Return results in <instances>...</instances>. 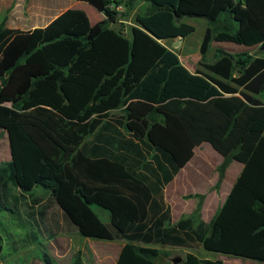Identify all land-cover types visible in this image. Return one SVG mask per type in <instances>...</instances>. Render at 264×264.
Here are the masks:
<instances>
[{
  "label": "trees",
  "instance_id": "trees-1",
  "mask_svg": "<svg viewBox=\"0 0 264 264\" xmlns=\"http://www.w3.org/2000/svg\"><path fill=\"white\" fill-rule=\"evenodd\" d=\"M69 1L105 18L92 25L68 9L45 27H0V55L21 40L0 83L11 152L0 165V212L41 231L57 205L67 231L125 241L116 264H172L159 263L157 246L210 255L189 252L176 264H224L221 256L264 263V0L212 1L200 47L206 71L195 73L143 28H114L119 0ZM144 1L149 17L176 14L182 2ZM214 43L258 52L217 48L209 63ZM204 143L224 158L220 181L232 161L244 169L209 223L201 204L173 223L164 190ZM3 251L0 234V264Z\"/></svg>",
  "mask_w": 264,
  "mask_h": 264
},
{
  "label": "crops",
  "instance_id": "crops-1",
  "mask_svg": "<svg viewBox=\"0 0 264 264\" xmlns=\"http://www.w3.org/2000/svg\"><path fill=\"white\" fill-rule=\"evenodd\" d=\"M67 1L69 0H35L32 3H36V7L31 5L27 9H23L21 11H16L14 9L11 14L8 13L7 8L0 9V27L4 26L7 28L20 29L24 31L45 27L52 20L57 18L68 9H78L84 11L88 15L90 22L92 15V19L95 24L105 18L103 14L98 12L93 6L86 2L75 1L77 4L68 5ZM212 1L213 0H182L176 14L160 12L148 18L149 16H145L144 13L140 12V8H143L146 5V2L141 0L138 1L135 8L130 11L125 23L130 26H138L143 28L155 39L171 50L179 46V49L176 51V53L179 55L181 62L191 73H195L196 68L190 61V49L191 47H197L200 51L204 33L207 28V21L205 17L210 11ZM124 7L120 6V8L123 10L130 7L128 1L125 2ZM20 18L21 20L24 19V21H21ZM194 19L203 21V25L199 26L198 24L194 23ZM17 20L18 22L20 21L19 23L21 25L26 22V24H28V28H25L23 25H16L18 23ZM91 24L94 25L92 22ZM216 45L225 49L228 48L227 46H236L230 43H214L213 47L216 48ZM184 54L185 57L188 58H185L186 62L183 61ZM197 59L200 62L201 55ZM3 74L4 73L1 75ZM0 131L3 132L1 129ZM223 162V157L221 160L214 158L212 160L205 161L199 158L196 159L194 155L185 166L181 167L180 172L174 177V179L166 186L164 190L165 201L171 208L173 223H177L181 219L190 217L196 211L199 204H201V210L199 212L200 218L206 223L211 221L209 219L210 211L207 212V210H209V196L216 197L218 195V197H220L219 201L222 199L216 209L217 211L229 196L231 190L233 189L244 169V165L242 163L232 161L225 170L223 179L220 181L219 168ZM213 168L218 170V178L215 185L210 186V182L212 180L211 171ZM207 215L209 216L208 218ZM125 243H123V245ZM174 248H176L177 251L178 249H184L186 254L192 252V249L180 247ZM183 258L178 257L175 259V263L171 259H168L165 262L176 264L180 263ZM220 258L223 260L224 264H264L228 256H221ZM117 259L118 256L110 259L108 256L88 255L84 256V264H86V262H94V264H116Z\"/></svg>",
  "mask_w": 264,
  "mask_h": 264
},
{
  "label": "rangeland",
  "instance_id": "rangeland-1",
  "mask_svg": "<svg viewBox=\"0 0 264 264\" xmlns=\"http://www.w3.org/2000/svg\"><path fill=\"white\" fill-rule=\"evenodd\" d=\"M34 1L35 0H0V9L7 8L8 13L11 14L14 9L16 11H21L23 9H27L31 5L36 7L37 4L32 3ZM119 1L121 2L120 5L123 7L125 5V2L127 1L131 5L129 8H126L124 10L121 9L120 6L116 8L117 11L121 13V17H119L117 22H114L112 26L118 30L128 33L131 26L125 23L126 18H128L125 17V15L126 13H130L132 5L136 6V3L141 0ZM67 3L68 5L77 4L73 1H67ZM148 7L149 4L146 3L143 8H140V12L144 13L145 15ZM21 21H24V19H22ZM91 22L95 24L92 19V15ZM193 22L198 24L199 26L203 25V21L199 19H194ZM18 23L16 25H23L25 26V28H28V24H26V22L22 25ZM20 41L21 40L16 37V39L12 41V43L7 47L4 53L0 55V83L1 74L5 73V70L11 64H13L14 61H16V57L18 56V47L21 43ZM215 47L216 48L212 47L210 53L207 56V62L209 63L214 61L215 51L220 46L216 45ZM227 47V49L221 47L220 48L233 55H237L240 53H249L250 55H256L258 52L257 48L246 49L237 46ZM189 55L190 61L196 68V71H206V69L202 68L199 65V61L197 58L200 57V51L197 47H191ZM185 58L186 57L184 54V62H186V59H188ZM139 114L136 113L135 115L137 116ZM195 149L193 150V155H195L196 159L199 158L205 161L212 160L214 158H218L220 160L222 159V156L215 152V150H213V148L208 143H204L203 145ZM10 158V145L8 136L6 133L0 131V165L10 160ZM217 174L218 170L216 168H213V170L211 171L212 180L210 182V186L215 185L218 178ZM35 193L36 195L40 196L43 192L41 189H36ZM13 194L17 195V192L14 190ZM216 197L209 196L208 199L209 210H207V212L210 211V217L207 215V218L209 217L210 220L216 212L218 205L222 201V199L219 201L220 197H218V195ZM24 211L25 210L23 208V214L21 216L26 220ZM51 212L54 215V218L52 219L53 221L48 222L47 226L42 227L41 231H39L37 228L30 227L28 224H26L25 227H22L19 223L20 217H18L17 213L13 214L10 211L0 212V234L2 236L4 245L2 264H74L77 259L80 260L81 264H84V256L88 255L108 256L110 257V259L117 257L123 243H125V241L120 240L102 241L92 238H85L82 237L75 229L72 231H67L66 226L63 224V219L59 211V207L55 205V207L51 209ZM95 212L103 222L108 223L110 221L109 212L98 207L95 208ZM32 233H36V236L38 238L37 241H33V239L29 238L30 234ZM157 248H159L163 253L162 257L159 259V263L165 262L168 259H171L175 263V259H177L178 257L183 258L186 255L184 249H178L177 251L176 248L168 246H157ZM192 252L199 256L210 257V255L207 254L202 248L192 250ZM46 257L49 259V263L45 260ZM86 264H94V262H86Z\"/></svg>",
  "mask_w": 264,
  "mask_h": 264
},
{
  "label": "built area",
  "instance_id": "built-area-1",
  "mask_svg": "<svg viewBox=\"0 0 264 264\" xmlns=\"http://www.w3.org/2000/svg\"><path fill=\"white\" fill-rule=\"evenodd\" d=\"M178 49H179V46L174 48V49H172V51L176 52Z\"/></svg>",
  "mask_w": 264,
  "mask_h": 264
}]
</instances>
